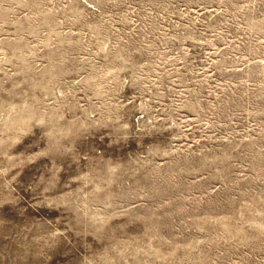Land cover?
<instances>
[{
    "label": "rangeland",
    "instance_id": "obj_1",
    "mask_svg": "<svg viewBox=\"0 0 264 264\" xmlns=\"http://www.w3.org/2000/svg\"><path fill=\"white\" fill-rule=\"evenodd\" d=\"M0 264H264V0H0Z\"/></svg>",
    "mask_w": 264,
    "mask_h": 264
}]
</instances>
